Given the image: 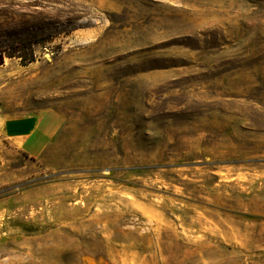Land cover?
<instances>
[{"label": "rangeland", "instance_id": "rangeland-1", "mask_svg": "<svg viewBox=\"0 0 264 264\" xmlns=\"http://www.w3.org/2000/svg\"><path fill=\"white\" fill-rule=\"evenodd\" d=\"M0 55L60 119L0 135V264H264V0H0Z\"/></svg>", "mask_w": 264, "mask_h": 264}, {"label": "crops", "instance_id": "crops-1", "mask_svg": "<svg viewBox=\"0 0 264 264\" xmlns=\"http://www.w3.org/2000/svg\"><path fill=\"white\" fill-rule=\"evenodd\" d=\"M57 119L58 122L53 123ZM0 126V135L9 147L28 157H37L51 143L60 127V119L49 113L27 115L3 120Z\"/></svg>", "mask_w": 264, "mask_h": 264}, {"label": "trees", "instance_id": "trees-1", "mask_svg": "<svg viewBox=\"0 0 264 264\" xmlns=\"http://www.w3.org/2000/svg\"><path fill=\"white\" fill-rule=\"evenodd\" d=\"M36 45H41V43H40V41L38 40V39H32L31 41H30V47H32V46H36ZM8 56H14V55H11V54H9ZM33 57H29L28 59H27V61L28 62H32L33 61V59H32ZM3 60V57H2V55H0V64H2V61Z\"/></svg>", "mask_w": 264, "mask_h": 264}]
</instances>
